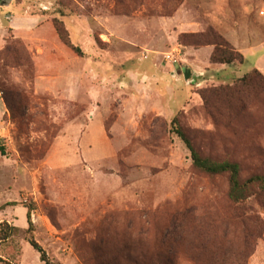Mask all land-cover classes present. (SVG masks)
<instances>
[{
    "label": "rangeland",
    "instance_id": "1",
    "mask_svg": "<svg viewBox=\"0 0 264 264\" xmlns=\"http://www.w3.org/2000/svg\"><path fill=\"white\" fill-rule=\"evenodd\" d=\"M209 27L243 64L184 38ZM253 70L264 0H2L0 223L18 232L0 258L44 264L32 236L52 264H264V194L233 204L226 176L194 170L170 132L177 118L202 157L264 175V96L230 118L199 96Z\"/></svg>",
    "mask_w": 264,
    "mask_h": 264
},
{
    "label": "trees",
    "instance_id": "2",
    "mask_svg": "<svg viewBox=\"0 0 264 264\" xmlns=\"http://www.w3.org/2000/svg\"><path fill=\"white\" fill-rule=\"evenodd\" d=\"M188 43L195 47H213L209 62L212 64L232 65L235 63L243 64L244 56L234 50L228 42L218 35L212 28H208L202 33L184 35ZM259 91L264 96V77L257 71L253 70L250 74L245 75L232 87H222L219 89H207L199 92V96L203 105L211 112L217 110V114L221 115L222 111L217 108L224 109V117H229L236 112V107H242L245 104L248 93ZM250 93V94H251ZM216 97V98H215ZM215 98V99H214ZM214 99V100H213ZM220 102L217 103V102ZM221 112V113H220ZM170 132L176 136L188 150L191 160V166L194 170L209 177L226 176L228 182L227 198L233 204H240L251 197L259 194H264V175H253L244 180L241 179V167L236 162L214 161L206 157H202L193 147L191 140L183 132L177 118L171 122ZM0 155H6L5 146L0 138ZM4 207L0 206V210ZM173 216L169 225L166 228V235L170 234L182 235L184 230L183 213ZM27 230H33V224L30 219V209L26 213ZM18 232V229L6 222L0 223V248H9L13 236ZM28 244L39 255V261L44 264H52L43 249L33 240L32 236L27 239ZM170 252V250H169ZM171 253V252H170ZM154 258H145L143 264H170L173 257H163L152 254ZM156 256V258H155ZM3 264H12L10 259L0 258Z\"/></svg>",
    "mask_w": 264,
    "mask_h": 264
},
{
    "label": "water",
    "instance_id": "3",
    "mask_svg": "<svg viewBox=\"0 0 264 264\" xmlns=\"http://www.w3.org/2000/svg\"><path fill=\"white\" fill-rule=\"evenodd\" d=\"M191 74H192V73H191L190 70L185 69V70H184V74H183L184 79H185V80H188V79L190 78Z\"/></svg>",
    "mask_w": 264,
    "mask_h": 264
},
{
    "label": "flooded vegetation",
    "instance_id": "4",
    "mask_svg": "<svg viewBox=\"0 0 264 264\" xmlns=\"http://www.w3.org/2000/svg\"><path fill=\"white\" fill-rule=\"evenodd\" d=\"M2 0H0V2H1Z\"/></svg>",
    "mask_w": 264,
    "mask_h": 264
}]
</instances>
